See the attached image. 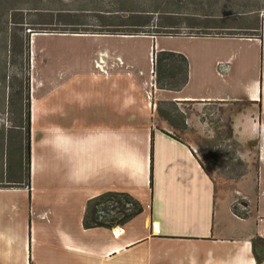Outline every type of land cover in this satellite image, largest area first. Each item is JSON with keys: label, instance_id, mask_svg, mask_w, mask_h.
<instances>
[{"label": "crops", "instance_id": "obj_1", "mask_svg": "<svg viewBox=\"0 0 264 264\" xmlns=\"http://www.w3.org/2000/svg\"><path fill=\"white\" fill-rule=\"evenodd\" d=\"M54 47L78 69L38 101L36 65ZM29 51L30 185L0 190V264H264L252 247L264 241V17L261 40L54 34L32 36ZM160 51L187 60L178 90L154 83ZM159 102L246 105L231 128L255 171L217 187L195 144L156 128ZM107 192L142 211L85 229L87 201Z\"/></svg>", "mask_w": 264, "mask_h": 264}, {"label": "trees", "instance_id": "obj_2", "mask_svg": "<svg viewBox=\"0 0 264 264\" xmlns=\"http://www.w3.org/2000/svg\"><path fill=\"white\" fill-rule=\"evenodd\" d=\"M0 0V43L3 42V61L4 69L15 63L18 67L19 75H14L11 79L19 80L18 95V114L21 121L25 124V187L29 188V163H30V55L29 44L30 36L36 30L29 29L25 33L22 27H18L17 17H22L27 11L35 13H45L46 22L43 26L44 33L69 34V35H119V36H151V37H215V38H240L231 36L230 31L234 30L230 26L224 25L229 16H221L215 13L192 10L176 12L173 10H160L158 6L153 8L156 0H73L69 5L63 0H45L47 9L20 8L19 0H9L13 3ZM3 2V3H2ZM145 5L143 7L138 6ZM159 4V0L156 1ZM143 3V4H142ZM26 11V12H23ZM23 23V22H20ZM30 25V23H28ZM41 24V23H40ZM187 29L188 33L180 32ZM249 39H262V19L256 20L253 27L248 29ZM223 32V33H222ZM42 33V32H41ZM187 60L175 52L160 51L153 54V74L154 83L158 89L178 90L187 81ZM7 72L1 78L4 89L8 91V103L10 94L13 93L11 82L7 81ZM10 79V80H11ZM15 80V79H14ZM8 82V84H7ZM175 102H159L156 113L158 117L168 122L171 127L175 126L171 122L170 112L165 106H172ZM173 112H177L174 108ZM231 118L227 126V137L233 143L241 144L234 137L231 128ZM178 140L176 136H172ZM152 141V139H151ZM237 148V149H238ZM152 150V147L151 149ZM152 169V151H150V185ZM21 187V186H18ZM0 188H5L0 186ZM125 199L131 205L127 212L124 205L118 210L116 217L99 215L97 206L101 203H116L117 200ZM140 204L126 193L107 192L86 203L83 225L85 229L102 227L112 229L124 225L135 215L140 213ZM253 253L257 263L264 260V241L258 237L252 240ZM260 248L263 251L259 257L255 250Z\"/></svg>", "mask_w": 264, "mask_h": 264}, {"label": "rangeland", "instance_id": "obj_3", "mask_svg": "<svg viewBox=\"0 0 264 264\" xmlns=\"http://www.w3.org/2000/svg\"><path fill=\"white\" fill-rule=\"evenodd\" d=\"M63 1L69 5L73 0ZM156 1L152 6L153 8L158 6L160 10H173L176 12L202 10L206 13L229 16L224 25L234 29L229 32L231 36L240 38L248 37V29L254 26L256 20L264 17V0H159V4ZM6 2L13 3V1L9 0ZM46 3L45 0H19L17 4L20 8H50L51 6ZM139 4L141 2L138 3V6H145L143 3V5ZM27 12L23 13L22 17L18 16L17 20H19L18 27H22L25 33L29 32V29L39 32L33 33L30 38L34 35H54L43 32L44 29H48L47 26H43V23L46 22L45 13ZM180 32L188 33L189 31L182 29ZM40 39L37 41V45L45 43V40ZM54 48H56L55 55L50 57L48 62L44 61L41 63L40 61L36 65L35 72L39 74L40 79L43 81V86L40 85V88L36 90L35 95L38 97V101L45 98V91L48 85L60 88L67 81V77L63 76L65 71V74L69 75L78 69L72 63L73 57H65L68 61H63L64 58L60 55V52H57V50H61V47ZM3 55L2 42L0 43V186L5 188H0V190H13L26 188L25 140L23 136L25 124L19 118L17 111L20 104L17 95L19 80L17 78H14L15 80L11 79L14 75L19 77L16 74L18 67L15 63H11L5 70ZM5 72L9 76L7 81L11 82L9 86H12L14 90L10 94L9 103L7 99L8 91L4 89L1 81ZM155 108L157 109V107ZM174 108L177 112L172 111ZM245 108L246 105L242 103L176 102L172 106H165V109L170 112L171 122L175 129L168 122L158 117L157 113L155 114L154 124L156 128H159L158 125L161 122L162 126L172 132L174 136L195 144L202 165L216 186L230 189L249 170L255 171L257 167L255 154L250 155L248 159L241 157L239 153L241 148H238V143H233L227 137V126L230 118ZM244 148L250 150L247 145ZM123 205L124 208H127V212L132 208L125 199H121L120 201L117 200L116 203H101L97 206V210L101 216H107V218L116 217L118 210ZM233 209L236 210L235 204ZM1 225L2 223H0V229H2Z\"/></svg>", "mask_w": 264, "mask_h": 264}]
</instances>
